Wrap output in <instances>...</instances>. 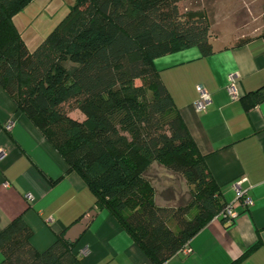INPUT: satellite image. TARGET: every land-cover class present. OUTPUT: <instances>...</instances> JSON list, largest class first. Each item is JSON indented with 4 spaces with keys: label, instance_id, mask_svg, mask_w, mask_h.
Here are the masks:
<instances>
[{
    "label": "trees",
    "instance_id": "obj_1",
    "mask_svg": "<svg viewBox=\"0 0 264 264\" xmlns=\"http://www.w3.org/2000/svg\"><path fill=\"white\" fill-rule=\"evenodd\" d=\"M31 1L0 0V87L85 183L96 208L152 264H165L225 206L153 65L190 48L210 56L206 18L181 14L178 4L188 0H75L30 51L11 19ZM153 163L184 180L186 204H155L145 178ZM63 235L39 253L19 215L0 232V264H75L77 242Z\"/></svg>",
    "mask_w": 264,
    "mask_h": 264
},
{
    "label": "crops",
    "instance_id": "obj_2",
    "mask_svg": "<svg viewBox=\"0 0 264 264\" xmlns=\"http://www.w3.org/2000/svg\"><path fill=\"white\" fill-rule=\"evenodd\" d=\"M39 1L32 0L11 19L30 51L41 41L39 30L31 29L33 20L41 23L40 7L43 12L47 7L56 11L55 0H46L47 5ZM29 29L33 36L23 39L22 33ZM28 43L34 48L29 49ZM211 44L213 53L208 57L190 48L157 58L153 65L204 157L221 202L234 203L236 216L231 223L211 219L186 244V252L179 251L165 264H264V38L241 46ZM230 73L236 74L243 99L232 101L227 94ZM197 85L210 96L205 113L194 108ZM0 151V232L21 215L32 232V247L41 253L93 211L73 249L75 264H152L115 219L96 208L85 183L67 172L61 157L1 87ZM242 179L241 188L251 200L247 207L235 203L233 185ZM82 250L87 251L85 256H79Z\"/></svg>",
    "mask_w": 264,
    "mask_h": 264
},
{
    "label": "rangeland",
    "instance_id": "obj_3",
    "mask_svg": "<svg viewBox=\"0 0 264 264\" xmlns=\"http://www.w3.org/2000/svg\"><path fill=\"white\" fill-rule=\"evenodd\" d=\"M48 1L45 0L42 3L40 0L39 4L47 5ZM74 1L55 0L52 2L56 7L54 12L49 7L43 12L40 7L41 23L38 25L33 20L34 23L31 26L32 30H39L37 35L41 37V41L38 43H41L65 18ZM34 6H37V3H34ZM178 9L181 14L189 12L203 14L209 25L210 41L217 48L235 46L243 40H252L260 36L264 30V0H188L179 3ZM31 29L22 33L23 39L28 40L33 36ZM38 43L35 44V48ZM31 45L33 44L28 43L29 49L34 48ZM135 83L138 85L139 81ZM70 116L74 119L82 118L78 112H72ZM146 174L145 178L152 186L156 205H183L190 200V190L184 180L179 175L172 174L162 164L153 163ZM167 198H173V200L166 201Z\"/></svg>",
    "mask_w": 264,
    "mask_h": 264
},
{
    "label": "built area",
    "instance_id": "obj_4",
    "mask_svg": "<svg viewBox=\"0 0 264 264\" xmlns=\"http://www.w3.org/2000/svg\"><path fill=\"white\" fill-rule=\"evenodd\" d=\"M236 74L230 73L227 76V85L225 87L227 94L229 95L232 101H236L239 99V93L236 88ZM197 93V99L194 102V108L197 113H205L210 105V96L208 92L201 86L197 85L195 87ZM11 125L6 126V130L10 131ZM2 152L0 151V156ZM245 182L244 179L239 180L233 185V190L236 195L235 203L240 204L243 207H247L251 204V200L246 195V189L241 188L242 183ZM6 186V184H5ZM30 196H27V200H30ZM236 216L235 212V204H228L225 205L222 211L218 214L217 217L223 219L224 223H231ZM186 247H184L181 251H185ZM87 254L86 250H82L79 252V256H85Z\"/></svg>",
    "mask_w": 264,
    "mask_h": 264
},
{
    "label": "water",
    "instance_id": "obj_5",
    "mask_svg": "<svg viewBox=\"0 0 264 264\" xmlns=\"http://www.w3.org/2000/svg\"><path fill=\"white\" fill-rule=\"evenodd\" d=\"M94 215L95 212L92 211L87 215L86 220H84L83 222H77L70 228H68V230H66L63 235V240L69 242L70 244H75L85 232L87 225Z\"/></svg>",
    "mask_w": 264,
    "mask_h": 264
}]
</instances>
